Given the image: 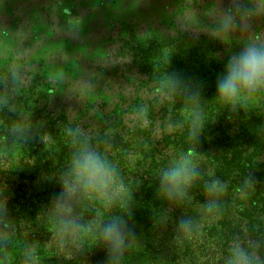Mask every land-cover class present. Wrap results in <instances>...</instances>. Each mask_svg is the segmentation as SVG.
<instances>
[{
	"label": "trees",
	"instance_id": "obj_1",
	"mask_svg": "<svg viewBox=\"0 0 264 264\" xmlns=\"http://www.w3.org/2000/svg\"><path fill=\"white\" fill-rule=\"evenodd\" d=\"M172 101L163 115L145 109L135 115L125 127L127 139L105 123L97 137L75 136L65 127L54 141L29 137L28 145L14 148L0 128L7 134L0 140V264H108L95 228L112 216L135 233L119 264H228L236 244L249 254V264L259 256L264 264V177L254 169L251 149H264V118L223 106L211 90L189 103ZM157 119L159 132L151 125ZM84 147L113 164L124 188L107 206L80 198L73 215L83 231L61 236L47 209L69 172V149ZM178 161L193 163L199 176L183 195L168 199L160 173ZM214 181L223 189L210 193ZM181 220L190 222L188 230L181 229Z\"/></svg>",
	"mask_w": 264,
	"mask_h": 264
},
{
	"label": "rangeland",
	"instance_id": "obj_2",
	"mask_svg": "<svg viewBox=\"0 0 264 264\" xmlns=\"http://www.w3.org/2000/svg\"><path fill=\"white\" fill-rule=\"evenodd\" d=\"M240 2L257 10L256 0ZM227 3L0 0V128L10 145H28L29 137L54 141L65 127L89 139L106 124L127 139L125 127L144 109L163 115L172 98L189 103L206 90L216 94L227 59L249 38L219 31ZM251 23L264 36V15L254 14ZM176 78L181 86L173 88ZM235 110L264 118V97ZM159 124H151L157 132ZM251 149L254 169L264 177V149ZM78 151L69 149V157Z\"/></svg>",
	"mask_w": 264,
	"mask_h": 264
},
{
	"label": "clouds",
	"instance_id": "obj_3",
	"mask_svg": "<svg viewBox=\"0 0 264 264\" xmlns=\"http://www.w3.org/2000/svg\"><path fill=\"white\" fill-rule=\"evenodd\" d=\"M256 3L257 10L253 12L246 9L240 0H228L230 6L223 10L219 18V31L224 35L236 32L249 34L239 51L227 59L223 73L217 78L216 100L223 106L235 107L238 103L264 97V36L254 31L251 23L254 14L264 15V0H256ZM171 84L173 88L181 86L179 78ZM198 176V169L194 165L178 161L160 173L162 194L168 199L183 195ZM123 188L124 185L117 179L116 168L105 156L95 149L82 148L72 160L66 178L61 180L59 196L53 198L52 207L47 209L50 215L54 214L53 224L58 234L75 238L83 231L79 219L73 215V204L80 198L101 201L107 206L120 199L117 193ZM222 189L223 185L214 181L209 192ZM208 207L211 210V205ZM180 227L186 231L190 222L181 220ZM95 231V239L107 252L108 264H119L126 241L135 237L133 230L124 219L112 216L97 224ZM228 264H249V254L236 244Z\"/></svg>",
	"mask_w": 264,
	"mask_h": 264
}]
</instances>
